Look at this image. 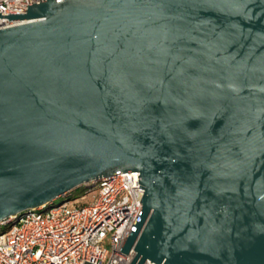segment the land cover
I'll return each mask as SVG.
<instances>
[{
	"label": "water",
	"instance_id": "obj_1",
	"mask_svg": "<svg viewBox=\"0 0 264 264\" xmlns=\"http://www.w3.org/2000/svg\"><path fill=\"white\" fill-rule=\"evenodd\" d=\"M4 18L19 24L0 30V223L138 172L131 264H264V0Z\"/></svg>",
	"mask_w": 264,
	"mask_h": 264
},
{
	"label": "built area",
	"instance_id": "obj_2",
	"mask_svg": "<svg viewBox=\"0 0 264 264\" xmlns=\"http://www.w3.org/2000/svg\"><path fill=\"white\" fill-rule=\"evenodd\" d=\"M44 1L0 0V30L19 24L4 16L24 14L28 5ZM138 176L120 173L79 187V199L95 193L87 205L69 193L59 205L0 223V264H131L134 249L128 255L120 250L143 207Z\"/></svg>",
	"mask_w": 264,
	"mask_h": 264
},
{
	"label": "rangeland",
	"instance_id": "obj_3",
	"mask_svg": "<svg viewBox=\"0 0 264 264\" xmlns=\"http://www.w3.org/2000/svg\"><path fill=\"white\" fill-rule=\"evenodd\" d=\"M81 195H82V189L78 188V189H76V190L71 192V195L69 196V198H71V199H74V198L79 199L81 197ZM94 196H95V193H91V194H88L87 196H84L83 198L79 199L78 201L81 202L84 205H87V204H89L90 202L93 201ZM64 200H65V198H59V199H56L54 203L56 205H59ZM71 203H73V202H71Z\"/></svg>",
	"mask_w": 264,
	"mask_h": 264
},
{
	"label": "trees",
	"instance_id": "obj_4",
	"mask_svg": "<svg viewBox=\"0 0 264 264\" xmlns=\"http://www.w3.org/2000/svg\"><path fill=\"white\" fill-rule=\"evenodd\" d=\"M80 189V188H79Z\"/></svg>",
	"mask_w": 264,
	"mask_h": 264
}]
</instances>
